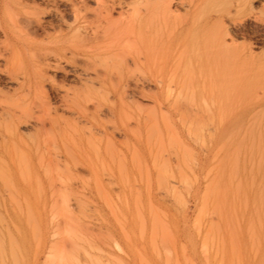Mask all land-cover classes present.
Returning <instances> with one entry per match:
<instances>
[{
  "label": "rangeland",
  "instance_id": "obj_1",
  "mask_svg": "<svg viewBox=\"0 0 264 264\" xmlns=\"http://www.w3.org/2000/svg\"><path fill=\"white\" fill-rule=\"evenodd\" d=\"M80 1L91 26L102 4L157 11V39L143 34V63L119 89L138 99L142 128L129 145L117 133L96 137L118 121L90 120L91 159L58 157L54 189L45 181L24 211L34 218L27 242L13 231L11 264H264V0L238 9L229 4L239 0H195L188 11L180 3L190 0ZM21 2L41 16L66 11L48 0ZM182 21L185 30L175 31ZM203 36L223 38L218 62L202 58ZM152 54L155 66H147ZM103 92L93 98L104 103ZM111 146L122 155L96 156Z\"/></svg>",
  "mask_w": 264,
  "mask_h": 264
},
{
  "label": "bare ground",
  "instance_id": "obj_2",
  "mask_svg": "<svg viewBox=\"0 0 264 264\" xmlns=\"http://www.w3.org/2000/svg\"><path fill=\"white\" fill-rule=\"evenodd\" d=\"M21 1L17 3L15 0L14 6L0 3V264H9L10 255L11 259L14 256L12 235L15 232L22 236L25 231L28 233L26 225L28 222L30 225L34 218L30 219L32 215L29 218L32 212L25 218L24 211L41 198L45 181L54 189L59 178L55 170L59 167L60 155L73 160V156L78 154H83L84 158L91 157L90 135L96 136L90 132L91 119L97 121L103 117L119 123L117 126L113 122L111 127L100 131L96 136L99 139L114 137L117 133L124 141L127 140V144L128 141L138 142L141 130L139 101L135 97L127 100L124 91L119 89L125 74L137 72L143 63L140 54L143 34L147 32L148 37L156 36L152 42L147 37L152 44L153 39H157L154 32L158 24L156 10L147 4L142 8L137 6L138 2L131 4L132 7L118 5L119 19L113 17L116 6L107 8L102 4L101 8L98 7L100 11L97 9L99 12L95 13L96 22L92 20L95 25L91 26L92 17L88 20L86 16L90 9L79 7L76 0H48L63 4L66 11L50 9L43 16L32 10L35 7H28V2ZM239 1L229 4V0L228 4L237 9L244 7L246 2ZM182 2L180 4L185 11L196 9L199 4L196 5L195 0ZM211 2L206 3L214 5ZM219 2L224 0H215V4ZM47 14L51 17L47 18ZM200 20L195 22L198 24ZM183 23L176 26L175 31H184L187 24ZM216 37L204 40L201 37V42L208 40L202 58L206 56L214 61L212 63L219 61L220 48L225 46L223 38ZM149 56L145 57V64L155 66V56ZM239 57L232 58V62L235 63ZM213 72L216 74L218 71L212 69L211 74ZM133 83L136 95L140 82L135 78ZM100 90L109 91V95L103 92L107 95L103 96L104 103L93 98ZM114 148L104 152L97 150L96 156H121L122 150ZM36 217H40V212Z\"/></svg>",
  "mask_w": 264,
  "mask_h": 264
}]
</instances>
